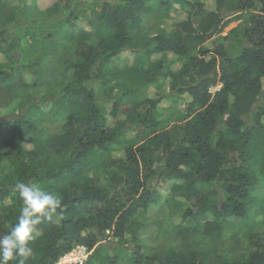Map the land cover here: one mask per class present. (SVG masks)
<instances>
[{
  "label": "trees",
  "instance_id": "1",
  "mask_svg": "<svg viewBox=\"0 0 264 264\" xmlns=\"http://www.w3.org/2000/svg\"><path fill=\"white\" fill-rule=\"evenodd\" d=\"M263 80L264 0H0V236L34 183L62 207L25 264H264Z\"/></svg>",
  "mask_w": 264,
  "mask_h": 264
},
{
  "label": "clouds",
  "instance_id": "2",
  "mask_svg": "<svg viewBox=\"0 0 264 264\" xmlns=\"http://www.w3.org/2000/svg\"><path fill=\"white\" fill-rule=\"evenodd\" d=\"M15 190L22 208L11 230L0 236V264H16L17 261L18 264H25V260L33 253L30 242L40 234L36 226L42 220L51 219L57 214V209L62 207L61 199L56 194L34 183L17 182Z\"/></svg>",
  "mask_w": 264,
  "mask_h": 264
},
{
  "label": "rangeland",
  "instance_id": "3",
  "mask_svg": "<svg viewBox=\"0 0 264 264\" xmlns=\"http://www.w3.org/2000/svg\"><path fill=\"white\" fill-rule=\"evenodd\" d=\"M41 6H47L49 3H40ZM155 9V8H154ZM156 12V10H154ZM183 12V8L181 7L180 4L174 3L172 5L171 10L168 12V15L173 18L174 20L177 19L181 13ZM163 21H158L156 18L150 16L147 18L146 25L148 26L150 31L152 33H155L159 29L163 27ZM238 23L237 22H232L230 23L221 33L220 36L225 37L229 34V32L237 27ZM133 56L129 54H125L121 56V58L115 60L114 65L118 67L125 66L129 63H131ZM178 65L172 66V68L176 69ZM152 93H156L155 89L150 90ZM151 93V95H152ZM264 99V80H263V89H262V94H261V100ZM162 108L164 112V119L168 122V127L173 125L174 123V118H176L178 115L177 112V106L176 103L170 101V100H165L162 103ZM166 107H169L167 109ZM179 107V105H178ZM180 219L178 217V214L174 212V210L170 209H162L160 205L153 210V213L148 215V218L146 220V223L148 225V229L140 236V242L142 244H145L146 246H149V248L152 246L153 248L156 249H169L170 245H173L174 243H170L169 241L171 240L170 236L167 235L168 232H172V228L176 225H178ZM154 222H163V226H160V232L158 231L157 227L155 226ZM228 235H230V229H228ZM90 255V254H89ZM86 263V262H85ZM84 263V264H85Z\"/></svg>",
  "mask_w": 264,
  "mask_h": 264
},
{
  "label": "built area",
  "instance_id": "4",
  "mask_svg": "<svg viewBox=\"0 0 264 264\" xmlns=\"http://www.w3.org/2000/svg\"><path fill=\"white\" fill-rule=\"evenodd\" d=\"M90 252L85 246L79 245L64 255L57 264H84Z\"/></svg>",
  "mask_w": 264,
  "mask_h": 264
}]
</instances>
